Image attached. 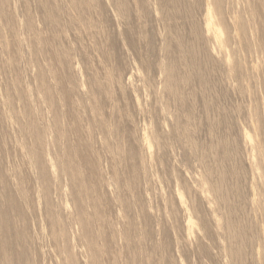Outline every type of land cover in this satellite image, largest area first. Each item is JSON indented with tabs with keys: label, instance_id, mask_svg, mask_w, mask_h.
I'll return each mask as SVG.
<instances>
[{
	"label": "bare ground",
	"instance_id": "6f19581e",
	"mask_svg": "<svg viewBox=\"0 0 264 264\" xmlns=\"http://www.w3.org/2000/svg\"><path fill=\"white\" fill-rule=\"evenodd\" d=\"M0 264H264V0H0Z\"/></svg>",
	"mask_w": 264,
	"mask_h": 264
}]
</instances>
